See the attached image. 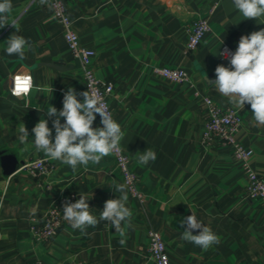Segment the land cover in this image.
Returning a JSON list of instances; mask_svg holds the SVG:
<instances>
[{"label": "crops", "instance_id": "1", "mask_svg": "<svg viewBox=\"0 0 264 264\" xmlns=\"http://www.w3.org/2000/svg\"><path fill=\"white\" fill-rule=\"evenodd\" d=\"M64 1L80 46L95 52L96 78L111 86L108 105L124 133L121 146L146 196L139 203L127 193L132 216L131 227L122 224L124 237L107 221L81 231L65 220L46 242L33 241L29 220L43 216L57 195L90 197V213L99 220L105 202L120 196L109 185L122 180L110 154L74 172L36 150L32 129L40 119L48 120L55 136L48 106L60 111L69 87L78 94L84 88L79 68L65 69L75 59L49 2L11 0L8 22L15 28H0V264H155L147 254L149 228L161 234L171 264H264V202L244 198L247 180L229 148L200 142L205 94L238 111L242 125L236 140L252 150L250 166L264 180V126L256 125L250 105L236 108L211 84L218 65L230 67L220 56L221 46L235 51L241 36L264 29V17L245 19L233 0ZM197 18H207L210 29L187 55V27ZM13 34L29 42L23 59L6 54ZM153 66L182 69L190 83L158 77ZM25 73L33 79L32 91L12 96L11 78ZM23 124L29 132L24 144L18 139ZM93 127H99L97 118ZM146 148L156 159L141 166L138 153ZM8 156L19 167L44 159L49 172L39 178L19 170L6 175L1 159ZM192 212L219 244L202 249L181 239L186 226L180 221Z\"/></svg>", "mask_w": 264, "mask_h": 264}, {"label": "clouds", "instance_id": "2", "mask_svg": "<svg viewBox=\"0 0 264 264\" xmlns=\"http://www.w3.org/2000/svg\"><path fill=\"white\" fill-rule=\"evenodd\" d=\"M43 3L44 0H41ZM235 9L245 19L264 17V0H233ZM11 0H0V28L12 25L8 22V14L11 12ZM244 19V20H245ZM17 30V29H16ZM18 31V30H17ZM223 44V42H222ZM6 54L17 55L25 58L26 47L29 42L23 36L13 34L6 41ZM230 67L218 65L215 69V79L211 81L216 92L226 97L230 104L238 109H243L245 104L250 105L253 120L257 126H264V29L254 31L250 35L241 36L238 47L234 53L225 54ZM205 80V76L203 77ZM33 79L30 75H15L13 77L12 95L27 96L33 89ZM39 91V89H37ZM83 97V101L77 96ZM101 117L102 127H93L96 115ZM47 116L52 120L55 130L54 139L52 129L48 127L47 119H40L34 126V146L38 152L45 156L58 160L68 165L75 172L78 165L87 166L89 162L98 164L100 160L113 151H119V141L124 133L120 125L107 111L95 88L88 86V90L77 93L69 87L63 95V108L58 111L49 105ZM61 118L64 123H61ZM29 132L25 125L19 128V141L28 142ZM156 153L152 149H145L138 153L137 163L146 166L150 161H155ZM109 187L120 196L105 202L99 220L90 213L88 196L80 194V199L74 203L65 201L63 204V218L73 229L83 231L87 226H96L100 220L111 224L120 237L125 236V227H131L130 218L132 212L127 207V185L113 182ZM185 230L181 239L202 249H208L214 244H219V238L212 229L197 218L195 213L180 221ZM199 230V234H193ZM123 244L124 240L121 239Z\"/></svg>", "mask_w": 264, "mask_h": 264}, {"label": "built area", "instance_id": "3", "mask_svg": "<svg viewBox=\"0 0 264 264\" xmlns=\"http://www.w3.org/2000/svg\"><path fill=\"white\" fill-rule=\"evenodd\" d=\"M47 1L49 2L55 21L62 28L63 38L69 52L79 63L84 91L88 90L89 85L95 88L102 102L105 104L107 111L112 115V111L108 105V96L111 91V86L104 84L97 79L93 71L92 62L95 57V52L80 46L78 36L73 30L72 21L69 18L65 1ZM215 7L216 4H213L210 7L209 14L214 11ZM209 29L210 25L207 18H197L190 23L187 27L188 39L185 45V54L189 55L198 48L204 35ZM234 52L235 51L226 45H222L219 51L221 58L225 60H228L227 58H224L225 54ZM152 72L154 75L174 83H190L188 74L179 68L153 66ZM25 74L30 75L29 73ZM13 77L11 78L10 86L11 95ZM199 95L200 94L197 91H194V96ZM201 99L204 104L205 115L200 136L201 144L209 146L214 142H219L221 145L229 148L234 158L240 163L242 172L247 180L244 189V198L264 202V180H262V178L251 168L249 163L253 152L251 149L244 147L236 140V134L242 125V120L238 111L232 107L217 104L212 98L205 94L201 95ZM96 118L98 126L102 127L99 114L96 115ZM119 149V151H113L110 153L114 164V171L120 176L122 184L127 185L126 191L129 196L136 199L139 203H142L146 195L139 186L137 176L130 168L129 157L123 150L120 141ZM49 169L50 168L46 165L44 159H37L22 164L18 170L25 171L26 173L39 178L45 176L49 172ZM76 200L74 194H59L52 199L43 216L40 218H31L29 220V233L33 241L46 242L54 236L62 228L65 222L63 218V204L65 201L74 203ZM147 236L148 257L155 264H171L161 234L158 231L149 228ZM61 264L83 263L78 260H70Z\"/></svg>", "mask_w": 264, "mask_h": 264}, {"label": "water", "instance_id": "4", "mask_svg": "<svg viewBox=\"0 0 264 264\" xmlns=\"http://www.w3.org/2000/svg\"><path fill=\"white\" fill-rule=\"evenodd\" d=\"M72 67H77L79 68V63L77 60H75V64L74 66H67V68H65L66 70L72 68ZM60 69H64V68H60ZM1 165L3 167V171L6 175H11L12 173L16 172L20 167L18 165V163L16 161H14L11 157H5L4 159H1ZM190 214H188L187 216H189ZM186 216V217H187ZM194 234H199V230H194L193 231Z\"/></svg>", "mask_w": 264, "mask_h": 264}]
</instances>
